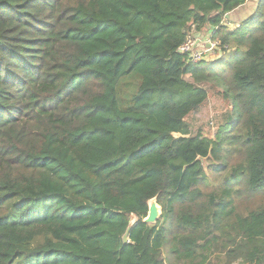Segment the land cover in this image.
I'll list each match as a JSON object with an SVG mask.
<instances>
[{
	"label": "trees",
	"instance_id": "trees-1",
	"mask_svg": "<svg viewBox=\"0 0 264 264\" xmlns=\"http://www.w3.org/2000/svg\"><path fill=\"white\" fill-rule=\"evenodd\" d=\"M247 1L0 0V264H264V0L226 21ZM209 28L220 59L179 51Z\"/></svg>",
	"mask_w": 264,
	"mask_h": 264
},
{
	"label": "rangeland",
	"instance_id": "rangeland-1",
	"mask_svg": "<svg viewBox=\"0 0 264 264\" xmlns=\"http://www.w3.org/2000/svg\"><path fill=\"white\" fill-rule=\"evenodd\" d=\"M248 8L245 9L246 11H244L242 13V15L245 16V14H247ZM250 11H253V9L251 7H250ZM230 20H232V18ZM226 21L229 23L228 18ZM230 27L234 28V25L230 24ZM203 35H205L204 39L202 38L201 34L199 36H195L196 42H197V44H196L197 47L195 48L196 53L193 54L194 50L191 53L193 57L199 56L198 54H203L209 45L210 46L215 45L217 42H219L218 39H211L212 33H211L210 28L207 29L206 31H203ZM193 39H194V36H193ZM215 40H217V41H215ZM210 42H212V43L210 44ZM212 51H213V53H208V56L205 57L204 60L206 62L212 63L213 60L215 61L217 59H220L221 53L219 52V50H212ZM227 107L228 106L225 103H223L221 101V99H219L218 97H216L214 95H210L208 101L204 104V106L202 107L200 112L193 117V120H192L193 132H199L200 131L204 135H208L210 137H213L216 125L219 123V121L222 117V114L227 109ZM210 121L215 122V125L212 126L210 124ZM177 136H178V134H177Z\"/></svg>",
	"mask_w": 264,
	"mask_h": 264
},
{
	"label": "water",
	"instance_id": "water-1",
	"mask_svg": "<svg viewBox=\"0 0 264 264\" xmlns=\"http://www.w3.org/2000/svg\"><path fill=\"white\" fill-rule=\"evenodd\" d=\"M148 205H149L148 213L142 219V221L144 223L154 225L161 218L162 213H163V208L158 203V197L157 196L151 198L148 202ZM139 221H140L139 217L134 216V215L132 216V219L130 220V223H129V225H128V227H127V229L123 235V241L125 244L130 242L129 236H130L131 229Z\"/></svg>",
	"mask_w": 264,
	"mask_h": 264
},
{
	"label": "built area",
	"instance_id": "built-area-1",
	"mask_svg": "<svg viewBox=\"0 0 264 264\" xmlns=\"http://www.w3.org/2000/svg\"><path fill=\"white\" fill-rule=\"evenodd\" d=\"M214 31H211V33H213ZM200 34H194V35H190V36H188V38H187V40L181 45V47L179 48V51L180 52H182V53H187V54H189L190 56H191V58L194 60V61H196V62H199V61H202V60H204L205 59V57H207L208 56V53H213V51L212 50H219L218 49V47H219V42H215L216 44L215 45H209L208 47H207V49L205 50V52L203 53V54H198L199 56H192V52H193V50H194V53L193 54H195L196 53V50H195V48L197 47L196 46V44H197V42H196V38H195V36H199ZM193 36H194V39H193ZM201 36H202V38L204 39V37H205V35H203V34H201ZM200 36V37H201ZM211 39H212V35H211ZM215 41H217V40H215ZM214 42V41H213ZM212 42H210V44H211ZM220 52V51H219ZM221 53V52H220ZM222 55V54H221ZM205 61V60H204Z\"/></svg>",
	"mask_w": 264,
	"mask_h": 264
},
{
	"label": "crops",
	"instance_id": "crops-1",
	"mask_svg": "<svg viewBox=\"0 0 264 264\" xmlns=\"http://www.w3.org/2000/svg\"><path fill=\"white\" fill-rule=\"evenodd\" d=\"M257 1L258 0H248L243 6L230 12L227 16L229 19V23L231 25L233 24L234 26H237L238 24L244 22L247 19V17H249L252 14V12L255 10ZM250 7L253 9V11H250ZM247 8H248L247 14H245V16L242 15V13L246 11L245 9ZM231 18L232 20H230Z\"/></svg>",
	"mask_w": 264,
	"mask_h": 264
}]
</instances>
